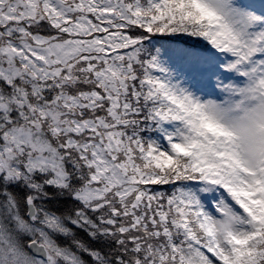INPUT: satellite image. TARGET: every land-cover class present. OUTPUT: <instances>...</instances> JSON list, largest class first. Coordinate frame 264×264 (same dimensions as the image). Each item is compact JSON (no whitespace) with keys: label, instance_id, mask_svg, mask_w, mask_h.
<instances>
[{"label":"snow or ice","instance_id":"6c2138e0","mask_svg":"<svg viewBox=\"0 0 264 264\" xmlns=\"http://www.w3.org/2000/svg\"><path fill=\"white\" fill-rule=\"evenodd\" d=\"M0 264H264V0H0Z\"/></svg>","mask_w":264,"mask_h":264}]
</instances>
